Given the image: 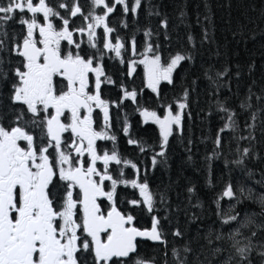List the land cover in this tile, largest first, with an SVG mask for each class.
<instances>
[{"label":"snow or ice","instance_id":"1","mask_svg":"<svg viewBox=\"0 0 264 264\" xmlns=\"http://www.w3.org/2000/svg\"><path fill=\"white\" fill-rule=\"evenodd\" d=\"M92 4L101 8L103 14L92 11L83 15L78 4L70 9L65 3H60L58 7L68 9L71 17L79 14L89 21L86 27L75 31L80 34L86 32L87 42L93 49L97 48V29L102 27L105 36L103 49L120 57L124 44L119 39L113 44L108 38L114 29L108 26L107 18L117 4L123 6L125 14L129 11L136 13L141 0H134L131 8L126 0H114L112 6L106 0H92ZM18 13H30L31 16H19L18 22L26 26V34L22 42L15 45V54L22 59L19 66L12 69L15 82L11 99L23 108L13 122L14 126L6 128L0 125V264H82L84 254L90 255L91 264H127L129 258L137 253V238L162 242V233L157 217L152 218L150 230H141L134 225L133 215L122 213L116 206L117 188L123 185L139 193L140 199L130 200L129 204L137 207L144 205L148 213L153 212L154 195L149 184L141 181V170L137 164L122 159L115 149L102 154L97 149L98 140H116V136L108 132L111 127L110 104L102 99L100 91L103 83H113L98 62L103 53L98 49L99 56H82L81 43L73 38V31L69 30V19L61 16L47 0H5L0 3V28ZM53 17L62 21L60 28L54 25ZM62 41H66L71 49L63 51ZM2 47L3 42L0 41ZM135 48L133 40V54ZM143 56L139 63L144 65L147 86L153 92L158 91L162 81L171 84L174 70L182 61L191 58L176 54L166 65L162 64L161 56L155 53L151 43L147 44ZM135 64L136 61H133L131 71H135ZM90 74H94V85ZM7 75L0 68V79L7 78ZM93 87L94 91H90ZM136 98V91L123 92L124 100L135 103ZM116 106L119 107V104ZM186 106L184 102L178 103L176 112L169 106L163 117L155 111H141L145 122L151 120L159 126L161 151L153 155V165L157 163V156L165 155L164 149L173 134V127L180 126L182 110ZM95 109L103 113L104 125L99 131L94 128ZM26 114H30L32 119L25 120ZM227 119L229 123L220 132L233 127L232 115ZM29 127L40 129L41 143H37V137L29 131ZM123 132L128 133L127 126ZM65 133L70 134V143L65 141ZM128 143L137 144V141L129 139ZM216 144H220L219 137ZM140 151L146 149L141 146ZM248 153L249 150L244 149V155ZM98 162L102 164V169L97 167ZM113 164L122 165L115 170V176L110 171ZM127 167L135 170L136 178H124V168ZM57 179L63 182L64 187L59 201L52 191ZM106 181L110 182V190H105ZM77 188L79 192H75ZM222 195L233 198V187L228 185ZM247 198H253L250 191ZM102 199L109 202L106 212L100 202ZM260 202L264 204V197H260ZM224 216L225 224L238 219V214L225 213ZM250 223L251 219L241 222V227ZM255 235L253 232L252 236ZM241 236L243 233L237 228L229 238L241 260L251 264L248 260L252 251L251 237L237 238ZM216 239L222 240L223 237L218 235ZM184 251L190 249L185 248ZM220 251V248L214 250L216 254ZM173 255L179 259L175 250ZM261 256L264 257V253ZM231 259L229 257L225 264H229ZM134 264L148 262L136 258ZM179 264H184V260H179Z\"/></svg>","mask_w":264,"mask_h":264},{"label":"trees","instance_id":"2","mask_svg":"<svg viewBox=\"0 0 264 264\" xmlns=\"http://www.w3.org/2000/svg\"><path fill=\"white\" fill-rule=\"evenodd\" d=\"M126 2L131 8L134 0ZM107 21L128 47L135 40V53L151 43L162 64L176 54L191 57L174 70L171 84L162 81L157 92L141 89L142 107H151L157 114L160 106L174 108L180 102L187 106L180 126L169 137L165 155L150 166L147 151L141 158L146 166L142 180L154 195L152 215L160 221L162 242L147 240L146 251L139 255H144L148 264H179V260L184 264H225L229 257V264H248L236 254L229 238L234 227H239L245 237H251L248 260L264 264V209L247 198L249 191L252 196L264 193V0H141L136 13L125 14L122 5H115ZM7 24L8 32L0 36V41L9 44L0 65L8 73L0 79V123L4 126L12 125L20 112L11 99L13 75L8 63L15 56L11 47L14 37L24 30L14 21ZM107 58L113 65L124 63L123 59ZM143 69L144 65L137 63L138 80ZM229 115L233 127L220 132L229 123ZM126 119L129 121L128 115ZM130 124L133 135L145 143L159 144L154 125L141 124L137 117H131ZM118 148L136 163L140 161L134 148L121 138ZM244 149L249 150L248 155ZM228 185L235 193L230 207L229 198L222 195ZM122 190L124 193L123 186ZM171 205L183 211L176 221L163 212ZM230 209L238 219L225 224L224 213ZM248 219L252 223L241 227ZM218 235L223 239L217 240ZM216 248L221 249L219 254L214 252Z\"/></svg>","mask_w":264,"mask_h":264},{"label":"rangeland","instance_id":"3","mask_svg":"<svg viewBox=\"0 0 264 264\" xmlns=\"http://www.w3.org/2000/svg\"><path fill=\"white\" fill-rule=\"evenodd\" d=\"M4 2H5V0H0V3H4ZM48 2L51 3L52 7H56L54 9L59 11L61 16L69 19V26H68L69 30L73 31V38L81 43V49L82 50L80 51V54L82 56H85V58H87L89 56H94V55L99 56L98 49L100 50V52L103 53V57L101 59H99L98 62L100 64H102L105 76L109 77L113 81V83H103L102 86H106V90L105 91L100 90V91H101V94H102V92L105 93L104 96L101 95L102 99H104V97L106 96V99H104V100L108 101L110 104L109 112H110L111 127L108 129V132L110 135L116 136L115 141L105 140L104 149H105V151H107L109 153H111V151L113 149H115L117 151V153L121 156L122 159L132 158V159H127V160H131L133 163H136L133 160L134 158L129 153H125V152H122L119 150L118 138H121L124 144L129 145L132 148H134V150L136 151V153H134V156L138 158L137 160H140L136 164L141 170L140 179L143 182L142 176H143V171L146 168V166L144 164V160L141 159L144 157V152L140 151V147L143 146L147 151L146 158H147L148 166H150L152 164L153 155L155 153H158L161 151L160 135H159V144L158 145H156V146L152 145L151 141H149V140H147V142L145 143V141H143L141 138H138L135 135H133L131 124H130V118L131 117H135V118L137 117L141 124L154 125L157 128L158 134H159V126L157 124L153 123L151 120H149L148 122H145L144 117L141 115V111H143L144 109H147L148 111H152L151 107L147 106L146 108H143L141 105V100L143 98V94L141 93V89L143 87H148L145 70L143 69L144 74L141 76L140 80L137 79V74H136V65H137V63H139V61L141 59L144 58L143 53L145 52V49L142 52H138L135 54L131 53L132 47H128L124 43L123 39L121 37L117 36L113 31L110 34V36L108 37L109 39L112 40V43L115 44L117 39H119V41L124 44V49H122L121 56L116 57L114 52H110L106 49H103V42L105 40V36H104L102 27L97 29V39H96L97 48L93 49L90 47V45L87 42V33L85 32L84 34H80L79 32H76L75 30L80 28V27H86V24L89 22V21L84 20L83 15H88V13L92 12V11H94L95 14L102 15L103 10L101 8H95L94 5L92 4V0H48ZM106 2L109 4V6H112V4L114 3V0H106ZM60 3H65L68 6V9H70L74 4H78L81 7V11H82L83 15L78 14L76 17H71L68 9H62V8L58 7V5ZM132 4H131V6H132ZM20 15H24L25 18H29L31 16L30 13H26V14H19L18 13V14H16L15 17H16V22L18 24H20L18 22ZM52 19H53L54 25L57 28H60L62 26V21L58 17H53ZM40 20L42 22V16L40 17ZM106 22L108 24V21H106ZM6 24H7V22L4 23L2 28H0V36L1 37H4L5 34L8 32V29L6 28ZM23 26H24V30H23L24 34L19 35L16 39H15V37H16L15 36L14 42L11 44L13 53H15V51H14L15 45L22 42L23 36L26 34V26L25 25H23ZM108 26L114 29L113 26H110L109 24H108ZM36 36L38 39L39 38L38 32L36 33ZM61 45H62V50L65 52L71 49V46L67 45L66 41H62ZM8 48H9V44H8V41L6 40L5 42H3V47L0 48V65H1L2 54L4 51L8 50ZM107 57H113V58L115 57L117 59V61H120L123 59L124 63L118 64V65H113V64L108 62ZM13 59H14V62L12 64V67H13L12 69L19 66V63H20L22 58L15 54ZM133 61H136L135 71H131ZM96 62L97 61H94V63H96ZM104 63H107V64L105 65ZM93 76H94V74H93ZM103 79H104V77H102V80ZM94 80H95V77H94ZM14 82H15V77L13 76L12 85ZM92 84L94 85V81L92 82ZM103 88L105 89V87H103ZM89 90L94 91V87L90 88ZM125 90L136 91L137 98H136L135 103L132 102L131 100H124L123 99V92ZM146 90L151 93V90L149 88H146ZM12 92H13V88H12ZM122 100H123V102L121 103ZM147 103H149V101H147ZM117 104H119V107L116 106ZM168 107H169V105L160 106L159 107L160 113L157 115L163 117V115L166 114ZM172 110H173V112H176L178 110V104H176L175 107L172 108ZM94 111L98 115V121L99 122H98V125L96 126V128H97L96 130L99 131L103 128V125H104L103 113L101 112V110H97V109H95ZM127 115L129 116V121H127V119H126ZM13 122H14V119H13ZM0 125H3V124L0 123ZM125 126L128 127V133L127 134H125L123 132V128ZM5 127L10 128L12 126L9 125V126H5ZM175 127H177V126H174L173 129ZM135 129H137V127ZM29 131H31V130L29 129ZM31 132L37 137V143L38 144L41 143L40 129L36 128L35 131H31ZM69 136H70V134H69ZM129 139H133V140L137 141V144H129L128 143ZM44 142H46V141H44ZM68 142L70 143V140H68ZM65 150L69 151V152L72 151V149H65ZM50 151H53V150L50 149ZM105 151H103V152H105ZM103 152L99 151V153H101V154ZM73 155H74V153H73ZM160 158H161L160 156L156 157L157 160H159ZM86 166H87V164H85V167ZM97 167L102 169V164H100L98 162ZM119 167H122V165L121 166H116L114 164L111 165L110 171L113 172L114 176L117 175V171H115V170H118ZM149 169L151 170V167H149ZM124 170H126V173H125L126 175L124 178H126V179L136 178L135 177V170L131 169L130 167L124 168ZM105 183H106V189L105 190H110V182L106 181ZM119 186H123V185H119ZM123 187H125V186H123ZM126 188H127V190L124 193V195H125L124 198L128 202L130 200H133V199H140L138 190L132 189L131 187H126ZM212 188H213V186H212ZM225 190H226V188H224L222 190V192H224ZM75 192H79V189L78 188L75 189ZM74 195H75V193H74ZM252 197L253 198H251V200H253V201L256 200L259 204L260 210H263L264 204H262L260 202V197H264V193H257ZM233 198H231V199L229 198V203H228L229 207L233 204ZM122 199L123 198H119L118 202L121 203ZM135 207H137V206H135ZM138 207H142L147 212L146 207L144 205H140ZM162 207H163V204H162ZM160 209H161V202L158 205V210L160 211ZM163 212H164V214L167 213V214L171 215L172 220L176 221L177 220L176 217L177 216L179 217V215L183 211L180 210L177 206L171 205V206H167L166 209L163 208ZM225 213L235 214L232 209H230L229 211H225ZM147 214H148L147 222H148V225L151 227L152 218L155 217V215H152V213H148V212H147ZM224 218H225V216H224ZM234 228L237 229L239 227H234ZM240 231L243 233V236L237 237V238L243 239L245 237L244 230L242 228H240ZM173 232H174V230H173ZM233 232H234V230L231 232V234ZM136 258H141L142 260L147 262L144 255L133 254L132 257L129 258V260L127 261V264H134V261Z\"/></svg>","mask_w":264,"mask_h":264},{"label":"flooded vegetation","instance_id":"4","mask_svg":"<svg viewBox=\"0 0 264 264\" xmlns=\"http://www.w3.org/2000/svg\"><path fill=\"white\" fill-rule=\"evenodd\" d=\"M13 62L9 63L8 65L9 66H12ZM13 68V67H12ZM10 73L12 74V70H10ZM90 80L91 82L94 81V76L93 74H90ZM104 86L101 85V90ZM11 96H12V92H11ZM16 106H18L20 108V111L22 110L23 106L22 105H19V104H15ZM97 110H100V109H97ZM16 117L14 118V121H15ZM32 117L30 114H26L25 115V120H31ZM93 120H94V128H96V126L98 125V115L97 113L94 111L93 112ZM11 126H14V123L11 125ZM29 129L31 131H35L36 128H31L29 127ZM64 139L65 141L68 142L69 140V133H65L64 134ZM104 143H105V140H98L96 142L97 144V149H98V152H103L105 151L104 149ZM103 144V145H102ZM85 161H87V156L84 157ZM106 185V183H105ZM127 190L126 187H124V193L125 191ZM52 191L56 194V199L57 201L60 200V198L63 196L64 194V187H63V182L59 181L58 179L55 181V187L52 189ZM123 193V190H122V186H118L117 188V193H116V206L117 208L122 212V213H126V211H129V213L131 215H133L134 217V225L136 227H139V228H148L151 229V227L148 225V222L145 220V211L142 207H135L131 204H129V202L124 198L125 195ZM119 198H123L121 200V203L118 202V199ZM101 204H102V207L103 209L105 210V212L109 209V202L106 200V199H102L101 201ZM147 240L146 239H138L137 240V253L135 254H144V252L146 251L147 247L145 246L147 244ZM90 258V255L88 254H84V260L87 261V263H91V259Z\"/></svg>","mask_w":264,"mask_h":264},{"label":"water","instance_id":"5","mask_svg":"<svg viewBox=\"0 0 264 264\" xmlns=\"http://www.w3.org/2000/svg\"><path fill=\"white\" fill-rule=\"evenodd\" d=\"M138 228V227H137ZM139 229H141V228H139ZM141 230H150V229H141Z\"/></svg>","mask_w":264,"mask_h":264}]
</instances>
